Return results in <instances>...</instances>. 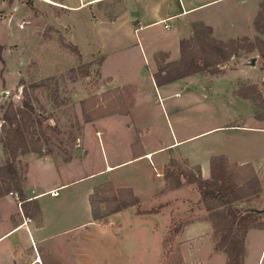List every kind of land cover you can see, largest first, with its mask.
Here are the masks:
<instances>
[{"label":"rangeland","instance_id":"obj_1","mask_svg":"<svg viewBox=\"0 0 264 264\" xmlns=\"http://www.w3.org/2000/svg\"><path fill=\"white\" fill-rule=\"evenodd\" d=\"M79 1L85 4L87 0ZM69 2V5L73 4V0ZM263 2L99 0L85 4L83 8L68 10L64 8L67 0H0V143L6 144L3 164L11 161L18 181L22 165L16 157L20 154H47L57 161H66L77 153L81 155L80 141L85 123L126 113L118 111L127 104L132 105V88L139 83L136 79L140 77L143 82L146 77H151L157 87L168 85L156 94L145 85H137L134 90L141 92L140 101L133 109L136 110L135 118L140 117V123L152 132L151 140L167 142L171 130L177 135H194L179 143L173 151L196 157L202 166L206 163L205 153L220 145L235 144L236 147L251 142L255 154L262 145L260 155L263 158L243 163L226 159L235 181L240 183V179L255 176L259 187L257 193L232 202V206L263 211L264 131L234 132L239 138L226 131L200 133L209 125L228 122L249 124L254 121L256 125L264 126V59L258 51H264V30L253 25ZM190 6L193 8L186 13L179 11L181 7ZM203 25L210 28V36L215 41L228 44L237 39L243 45L253 43V47L239 48L227 60L216 66L210 65L216 69L213 73L202 69L189 74L187 80L156 84L152 75L156 66L175 60L178 53L172 56L176 50L178 52V40H190L194 29ZM107 39L115 42L107 43ZM142 43L146 46L148 58L140 50ZM116 44L120 48L111 51ZM191 46L199 58L209 56L201 40L191 41ZM104 55L107 57L102 64ZM101 65L103 72H119L125 78L135 77L136 81L116 86L110 76L101 72ZM239 89L246 96L248 107L238 104L233 97L239 96ZM173 92L177 94L173 95ZM169 102L175 103L180 110L170 113ZM85 128L84 134L89 141L86 157L101 163L97 156L99 135ZM103 145L108 149L107 143ZM251 154L249 152L248 156ZM173 161V166L167 162L161 174L170 186L176 180L180 183V179L184 183L190 182L189 177L181 175L184 171L191 172L194 177L200 176L198 165ZM142 163L145 162L135 163L132 169L141 170ZM166 168L171 172L167 176L164 175ZM12 184L7 172L0 171V190L13 197L18 209L20 204H17ZM117 189L109 182L95 188L90 195L94 215L105 210L112 192ZM20 212L18 210L17 214L21 215ZM185 217L177 218L169 229L181 228L186 222ZM255 217L263 226L264 212ZM202 218L209 221L207 213ZM189 232L190 228L182 235ZM210 234V248L216 251L212 227ZM175 235L163 243L161 241L160 264H199L204 257L197 248L202 250L205 241L198 236L179 240ZM17 236L19 242L14 247L13 264H39L35 262V254L42 252L30 244L21 231ZM0 257L5 259V255L0 254ZM45 259L46 255H42V259L40 255V263ZM151 260L150 254L148 261Z\"/></svg>","mask_w":264,"mask_h":264},{"label":"crops","instance_id":"obj_2","mask_svg":"<svg viewBox=\"0 0 264 264\" xmlns=\"http://www.w3.org/2000/svg\"><path fill=\"white\" fill-rule=\"evenodd\" d=\"M67 1L64 8L71 10L83 8L85 4H93L99 0H87L85 4L73 0L70 5L69 0ZM192 8L193 6L181 7L179 11L183 14ZM149 25L151 24L147 26ZM143 27H139L140 30ZM125 30L130 34L126 26ZM110 42L115 41L107 39V43ZM119 48L116 44L111 51ZM140 50L148 58L144 43L140 44ZM177 53L176 50L172 57ZM106 57L104 55L102 64ZM117 73L103 72L112 78L116 86L134 83L136 80L139 83L133 85L132 105L128 106L126 113L108 115L84 125V129L87 127L91 133L99 135L97 156L101 163L86 157L89 141L85 137L84 129L80 141L83 149L81 155L77 153L66 161H57L50 155L32 152L16 157L22 165L19 186L23 200L17 209L13 197L6 193L0 195V254L5 255V259L0 257V264H13L19 231L30 244L42 252L41 259L42 255H46L47 259L59 264H160L161 241L170 224L184 216L186 222L175 238L184 240L200 237L205 242L202 250L197 248L198 253L204 257L199 264H225V253L210 248L211 226L208 220L202 218L206 211L199 200L195 184L184 183L180 179L177 186H170L161 176L162 170L169 159L182 160L189 166L198 165L200 177L208 178L210 157L222 154L229 161L248 162L263 158L260 155L263 151L262 145L257 154L251 142L236 147L235 144L220 145L205 153L204 166L197 162L196 157L189 156L186 152L175 153L173 149L179 143L194 135H177L175 130H171V137L167 142L153 141L150 139L152 132L149 127L140 123V117L135 118L136 110H133L140 101L141 92L134 90L137 85H145L156 94L168 84L157 87L151 77H146L141 82L140 77L130 79ZM147 74L149 75L148 70ZM187 79H190L189 75L169 83ZM233 97L238 104L248 107L245 98L236 95ZM169 103L170 113L180 110L175 103ZM248 123L209 125L200 133L226 131L236 137L234 132L264 131V126H258L254 121ZM104 143H107L108 149L103 147ZM249 152L252 153L251 156H248ZM5 158L6 153L0 143V166ZM141 161L145 162L142 163L141 170L132 169L135 163L140 164ZM104 182H109L114 188H129L138 198V203L126 206L105 218L94 219L90 195L95 187ZM22 206L28 209L27 214L23 213ZM30 209L32 213L35 211L34 214ZM18 210L22 211L21 215L17 214ZM188 228L190 232L183 236L182 233ZM243 247V264H264V225L246 229ZM150 254L152 260L148 261ZM40 255L36 252L35 262L42 264L39 261Z\"/></svg>","mask_w":264,"mask_h":264},{"label":"trees","instance_id":"obj_3","mask_svg":"<svg viewBox=\"0 0 264 264\" xmlns=\"http://www.w3.org/2000/svg\"><path fill=\"white\" fill-rule=\"evenodd\" d=\"M253 25L256 29L264 30V2L262 4V8L258 11V14L255 15ZM193 32L194 35L190 40L186 38H180L178 40V57L175 60L167 61L156 66L155 72L152 73L156 84L159 85L168 83L175 79L201 71L202 69L213 73L216 69L211 68L210 65L216 66L217 64H220V62L227 60L231 55L235 54L239 48L244 47L250 49L253 47V43H246V45H243L242 42L237 39L230 40L228 44H222L220 41H215L214 38L210 36V28L205 25L201 28L194 29ZM197 40L202 41L203 46L209 54L207 58H199L194 55L191 41ZM258 51L260 56L264 59V51L259 49ZM163 54L165 55V53ZM237 94L246 98V96L241 93V89L237 90ZM129 105L130 104H127L118 112H126ZM5 142H7V140H5ZM2 147L4 149L6 148V144L4 142H2ZM13 156L14 154L12 157ZM174 163L175 162L172 159H169V164L171 166H173ZM208 164V178H201L200 176L194 177L189 171H184L181 175L189 177V181L195 184L196 190L199 194V200L201 201L211 223L214 238L213 248L225 253V264H243L244 233L248 227L261 225L258 221L259 219L255 216L259 212H264V210H250L249 208L241 209L232 206V202L247 198L257 193L259 190L258 182L255 176H250L248 180L240 179V183L235 181L233 178V172L229 170V166L231 165L222 154L210 157ZM2 170L7 172V177L13 183L12 188L15 189L14 191H16L20 199L23 200L19 180L16 181L15 167H13L11 161L1 165L0 171ZM168 174H171V172L166 168L164 175L167 176ZM178 184L179 181L176 180L173 185L177 186ZM9 191L11 190L9 189ZM114 192L116 193L114 194ZM5 193H7V191L0 190V195ZM137 203L138 198L132 194L129 188H118L116 191L112 192L105 210L97 216L92 213V216L94 219H102L126 206ZM22 210L24 214H27L28 209H25V207L22 206ZM150 211H152V209ZM179 228L180 226L175 229H168V237H165L162 240V243L164 240H168L174 236L178 232ZM42 264L59 263L46 259Z\"/></svg>","mask_w":264,"mask_h":264},{"label":"built area","instance_id":"obj_4","mask_svg":"<svg viewBox=\"0 0 264 264\" xmlns=\"http://www.w3.org/2000/svg\"><path fill=\"white\" fill-rule=\"evenodd\" d=\"M147 156H149V155H147ZM157 174V173H156ZM11 192H9V194H10ZM14 196H15V198H16V200H17V204L19 205L20 204V202H21V200H19L18 198H17V195H16V193H14Z\"/></svg>","mask_w":264,"mask_h":264}]
</instances>
